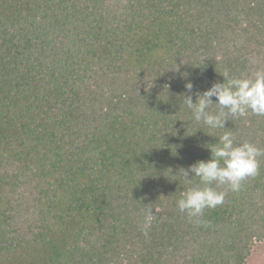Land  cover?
Returning a JSON list of instances; mask_svg holds the SVG:
<instances>
[{"label":"trees","instance_id":"obj_1","mask_svg":"<svg viewBox=\"0 0 264 264\" xmlns=\"http://www.w3.org/2000/svg\"><path fill=\"white\" fill-rule=\"evenodd\" d=\"M225 68L264 70V0H0V264H245L264 157L199 224L176 206L224 131L264 148V116L209 129L183 105Z\"/></svg>","mask_w":264,"mask_h":264},{"label":"clouds","instance_id":"obj_2","mask_svg":"<svg viewBox=\"0 0 264 264\" xmlns=\"http://www.w3.org/2000/svg\"><path fill=\"white\" fill-rule=\"evenodd\" d=\"M223 82H216L202 93L183 98V105L192 113L196 123H202L209 129H227L229 117L245 118L249 114L264 116V70L255 71L251 77H237L225 68L220 74ZM185 89L191 93L193 85L188 82ZM215 97V102L212 98ZM217 105L216 111H210ZM211 136V135H209ZM211 156L206 161H197L187 169H181V179L185 184L193 185V179L199 183L190 186L180 194L176 201L178 211L199 224L205 209H213L225 202L227 191L239 192L243 182L259 174L260 157H264V148L244 141L238 143L234 134L224 131L215 143L205 144ZM191 174V178L189 175ZM227 186V190H217ZM143 209L141 223L142 234L147 238L159 209Z\"/></svg>","mask_w":264,"mask_h":264},{"label":"rangeland","instance_id":"obj_3","mask_svg":"<svg viewBox=\"0 0 264 264\" xmlns=\"http://www.w3.org/2000/svg\"><path fill=\"white\" fill-rule=\"evenodd\" d=\"M20 190V192H22L25 188L23 190L21 188ZM245 264H264V242L257 243L254 246L250 257L247 259Z\"/></svg>","mask_w":264,"mask_h":264}]
</instances>
